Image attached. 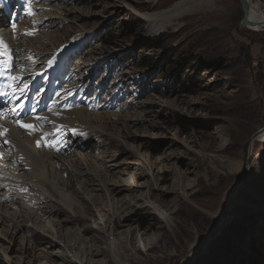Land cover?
<instances>
[{"label":"rangeland","instance_id":"rangeland-1","mask_svg":"<svg viewBox=\"0 0 264 264\" xmlns=\"http://www.w3.org/2000/svg\"><path fill=\"white\" fill-rule=\"evenodd\" d=\"M38 1L50 6L52 16L39 22L38 32L25 34L40 36L39 49L56 43L54 50L44 52L42 69L51 59L55 62L57 52L70 42L68 35L72 42L77 40L82 29L76 23L93 32L78 50L67 54L68 59L79 64L90 50L103 47L110 52L94 77L91 93L96 104L89 112L111 117L112 122H106L110 126L101 139L89 131L81 134L77 147L88 155L94 145L102 147L97 152L104 157L98 163L109 184L107 191L98 188L92 201L82 202V219L63 210L60 218H72L61 224L71 232L65 233L62 243L48 245L40 239L51 233L29 218L23 224L27 232L35 229L36 235L26 234L25 239L26 232H15L14 222L5 219L0 225V264H78L69 262L74 256L85 264L83 251L90 237L128 242L132 229L138 251L128 243L121 251L132 264H264V139L254 141L264 128V32L243 25L241 1ZM259 1L264 9V0ZM177 3L180 13L172 26L148 35L151 20L146 14L160 15ZM72 8L76 21L62 23V14ZM156 21L160 24L161 19ZM33 55L28 58L30 65L39 62ZM74 68L76 72L78 65ZM112 75L122 83L128 80L131 104L114 99ZM69 81L77 83L75 77ZM100 87L103 91L98 94ZM122 122H128V133ZM173 164L182 172L186 167L192 171L187 174L189 198L179 200L176 191H167L176 177L158 182L168 177ZM161 190L171 204L169 223L144 205L129 213L125 226L111 231L118 220L111 210L113 203L142 201ZM180 203L182 213L177 212ZM102 206L100 232L93 222ZM152 245L156 249L148 251ZM66 254L68 260H62ZM88 262L117 264L108 254Z\"/></svg>","mask_w":264,"mask_h":264},{"label":"bare ground","instance_id":"bare-ground-1","mask_svg":"<svg viewBox=\"0 0 264 264\" xmlns=\"http://www.w3.org/2000/svg\"><path fill=\"white\" fill-rule=\"evenodd\" d=\"M180 4L160 15L146 14L145 17L151 20L148 35H153L157 30L166 28L168 24L172 26L173 21L179 16ZM252 5V18L263 19L264 10L260 9V1L252 0ZM36 9L38 10L37 15L24 21L18 28L11 27L8 16L0 11V42L5 45L0 57V73H2L0 74V114L7 109H12L18 102L25 104L30 110L29 115L23 119L16 115H12L9 120L0 117V144H2L0 149V225L5 219L12 220L15 227L18 228L15 232L25 231L24 238L26 239V234L36 235L34 234L35 229L27 232L26 225L23 224L29 218L28 221L37 224L38 228H47L51 237L40 238L39 236V238L48 245H52L62 243L65 233H71L68 229L62 228L61 224L65 226V222L72 218L71 216L60 218V215L65 213L63 210H68L74 217H78L77 219H82L84 217L80 214V210L84 209L81 207L82 202L92 201L93 192L98 188L108 190L109 182L103 179V169L98 163H102L104 157V154L97 152L102 147L94 145L90 155L81 152L77 147L82 141L81 134L89 131L97 134L101 139L110 126H107L106 122H112L111 117L98 113L92 115L86 107H83V100H86L94 88V77L98 69L101 68V64L107 60L110 52L108 53L103 47L96 48L90 50L85 58H81L75 76V82H77L75 84L64 78L63 75H56V79L45 77L42 74L44 52L54 50L56 43L48 42L51 47L39 49L41 41L37 40L40 36L27 37V34L38 32L39 22L45 23L52 16V10L46 3H34V11ZM73 9L62 14V23L69 20L76 21L72 16ZM158 18L161 19L160 24L156 21ZM67 27L73 29L72 26ZM76 27L79 30L82 29L76 34V42H72L73 38L68 35L70 42L60 48L61 51L55 55V61L66 52L73 53L78 50L83 44L79 45L84 37L93 32L92 30H83L86 29V25L83 24L76 23ZM250 28L261 30L260 27ZM48 37L51 39L55 36L48 35ZM45 40L47 38H44L43 43ZM58 41L63 40L58 38ZM33 52L34 59L41 62L28 66L30 63L28 58ZM5 62L10 64V67H4ZM79 87L84 89L81 93L78 91ZM20 89H24L23 93ZM32 125L35 126L34 129L29 127ZM6 127L8 129H5ZM121 127L123 130H129L128 122H122ZM263 139L264 128L254 138V141ZM9 145L11 147H8ZM10 149L12 151L8 153ZM177 159L180 161L179 158ZM93 166H97L99 169H95L96 174L92 171ZM186 168V171L182 172L176 164H173L167 171L168 177L158 179V182H168L176 177L175 183L169 186L167 191H176V198L179 200L189 198L185 196L191 186V180L187 174L192 171L189 167ZM235 170H240V166ZM73 178L75 179L71 181L70 179ZM76 192L79 193L78 196L73 195ZM144 205L163 217L164 221L170 222L172 215L169 213V207L171 204L167 199L166 191L161 190L156 196L149 194L142 201L113 203L111 210L114 218H118V220L113 223L111 231L114 228L125 226L129 213L137 206ZM12 206L17 207V210H10ZM86 209L88 212L92 210L91 206ZM183 209L180 203L177 212L182 213ZM190 209L192 208L190 207ZM103 211L102 206L99 208L98 217H95L93 222L96 225L95 228L100 232L104 228V224H102ZM55 218L60 219L56 221ZM90 226L92 225H85L83 230ZM63 230L64 233H61ZM130 233L131 237L128 242L108 239L102 241L100 236L95 235L90 237L88 246L83 251L86 258L85 264H89L88 260L90 261L91 258L101 254H108L117 264H132L121 255V251L126 248V243L133 245L136 252L138 251L135 229H132ZM77 238L79 239L80 236L78 235ZM99 242H102L103 245L100 246ZM65 244L71 249L67 241ZM151 249H156V246L152 245L148 251ZM68 257L69 255L66 254L62 260H68ZM74 257L75 259L70 258L69 262L83 264L81 259L77 256Z\"/></svg>","mask_w":264,"mask_h":264},{"label":"water","instance_id":"water-1","mask_svg":"<svg viewBox=\"0 0 264 264\" xmlns=\"http://www.w3.org/2000/svg\"><path fill=\"white\" fill-rule=\"evenodd\" d=\"M244 12V17L242 20L243 25L247 27H260L261 30H264V18L261 20L253 19L252 14V0H240ZM178 4V3H177Z\"/></svg>","mask_w":264,"mask_h":264},{"label":"snow or ice","instance_id":"snow-or-ice-1","mask_svg":"<svg viewBox=\"0 0 264 264\" xmlns=\"http://www.w3.org/2000/svg\"><path fill=\"white\" fill-rule=\"evenodd\" d=\"M4 67H10V64H7V63L5 62V63H4ZM0 74H2V73H0ZM25 87H26V86H25ZM20 91H21V93H23L24 89H20ZM29 127H32L33 129L35 128L34 125L29 126Z\"/></svg>","mask_w":264,"mask_h":264},{"label":"built area","instance_id":"built-area-1","mask_svg":"<svg viewBox=\"0 0 264 264\" xmlns=\"http://www.w3.org/2000/svg\"><path fill=\"white\" fill-rule=\"evenodd\" d=\"M264 10V9H263ZM261 31H263L264 32V30H261Z\"/></svg>","mask_w":264,"mask_h":264},{"label":"trees","instance_id":"trees-1","mask_svg":"<svg viewBox=\"0 0 264 264\" xmlns=\"http://www.w3.org/2000/svg\"><path fill=\"white\" fill-rule=\"evenodd\" d=\"M110 44V43H109Z\"/></svg>","mask_w":264,"mask_h":264}]
</instances>
